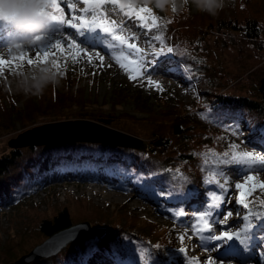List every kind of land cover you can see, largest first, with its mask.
Wrapping results in <instances>:
<instances>
[{"label":"rangeland","instance_id":"rangeland-1","mask_svg":"<svg viewBox=\"0 0 264 264\" xmlns=\"http://www.w3.org/2000/svg\"><path fill=\"white\" fill-rule=\"evenodd\" d=\"M233 1L227 0L226 5H229ZM120 2L131 3L134 9L144 6L150 7L152 14L157 16H162L166 11L184 6L189 7L192 12L199 11L192 0H120ZM69 5H72V7L69 8ZM62 7L69 13L73 10L77 14V17L86 14L83 10V0H62ZM106 7L113 9L110 14L118 23L122 22L123 28L121 31L123 34L129 39H134L140 47L148 52V56L151 57L152 53L145 41H151L152 46L158 47L159 42H155L154 39L158 34L159 28L154 25L152 29H148L147 23H150L149 19L144 23L139 22L134 11L132 15H129L120 8L119 4L111 5L109 3ZM47 31L48 29L45 32ZM6 32L3 33V37L6 40L11 39L10 35H8L9 31ZM51 34L56 35V33ZM75 34L77 36H73V38L83 47L89 48L91 51L90 46H96L95 50L100 51L101 55L105 57L103 62L94 55L89 60L88 56L83 53L75 61L71 59V56L60 53L54 57H50L45 64L36 63L29 65L26 59L24 61L17 60L15 63L5 66L0 71V85L14 90V93L18 96V92L24 91L19 86L22 76L27 74L29 70H35L40 66H49L52 69V60H57L60 64V71L68 70L73 74H77L80 78L76 75L74 77H77L83 86V104L76 108L65 110L63 115L68 116V119L65 120L86 119L94 121V119L89 118L97 116L102 118L106 117L110 121H113L111 126H108L109 128L138 137L146 143L150 139V134L147 131H143V128L139 127L140 124H137L143 121V118H151L145 122H148V124H154L156 122L159 124L160 130H168L166 118L169 120L175 119V116L170 114V112H167L166 118L164 116V118L158 120L155 118L157 115L140 112L132 100L133 97L127 99L122 95L121 101H116L117 98L114 97V92L119 87H124L128 89L129 96L141 91L144 97H149L151 112H162L160 110L162 106V109H168L159 101L164 98L165 101L167 98H171V103L179 104L177 105L179 106V110L176 111L179 116L183 113L181 112V108H187L188 110L183 114L184 118H195L199 123L215 129V135L211 136L204 143L207 145L209 142L216 140V143L220 144V148L207 145L205 149L201 150L202 156L212 153L211 157H213L214 154L220 153L225 147L229 148L232 141L240 145V150H244L245 148L250 149L249 140L247 139H251L252 137L248 133L247 124L243 122L237 125L226 122L216 123L205 112L196 114L197 111L195 109L197 104L200 105V103L195 94L198 88L206 89L200 79L194 80L191 87H189L190 84L186 82L185 78L181 76L171 77L162 72L157 67V62L146 65L144 68L145 76L130 79L129 73L120 67L116 59L121 51V46L118 41L112 39L110 34L101 33L98 30L92 33L85 32L83 35L77 32ZM61 39L66 41V38L63 36H61ZM18 40L22 42L19 45H16V42H13V40L10 41L11 43H8V47L11 49L9 53L0 46V56H3L5 59H13L18 56L20 51L25 50L27 51V55L34 59V46L40 42L32 39L33 43L27 44L22 37H19ZM97 41L98 43H96ZM53 51L55 50L53 49ZM202 54L206 60L211 62V75L217 77L220 89L239 81L240 83L230 90L231 93L252 96L258 95L259 81L264 76V60L262 56L254 54L253 51L245 47H228L226 49L210 47L203 51ZM157 59L156 57L155 60L157 61ZM166 59H172L170 54L160 57L161 61ZM52 70L55 71V69ZM148 76L152 77L153 80L159 81L163 90H158L155 85L149 84ZM33 77H35V74H31L29 79H33ZM243 77L245 79L247 78V80L240 81ZM3 92L0 91V109L2 108L1 101H5L7 107L10 105L9 99L1 100V94ZM14 100L17 106L22 107L20 97ZM80 115L83 117H73ZM122 117L123 121L120 119ZM56 121L64 120L59 119ZM38 124L42 125L40 122ZM23 125V122H17L12 126V131L0 130V154L7 151L9 139L27 129H24ZM156 126L158 127L157 124ZM236 128H239V133L235 131ZM225 134L228 136H225ZM184 145L185 143L181 142L177 149H181ZM208 163H210L211 169L213 170L205 176L202 182L193 181V187L186 185L177 186L174 184L173 189L177 190L176 193H178L176 195L177 198L174 199L175 202L172 200H164L157 194L153 198H149L145 192L133 186L137 183L141 185L144 179L151 177L153 174L151 176L147 175V177L144 176L143 178L141 175H136L130 179H125L126 175H123L122 179V177L116 174L95 172L82 165L76 168L74 167L70 172H60L59 168L56 167L57 169L53 168L48 173H42L41 176L33 167H28L26 170L20 169L22 168L20 167L18 169L20 172L13 174V177L16 178L19 184L17 187L19 192L13 194L17 197V200L12 202L8 199H0V254L10 243L11 246H17L21 245L25 239L26 241L32 239L39 241L43 235L36 231L38 223L40 224L44 221L46 224H53L55 220L53 216L62 205L71 202L72 204L83 203L82 205L86 207L84 205L86 202L89 205H97L103 212H107V215L102 213L90 220H83L90 222L92 234L103 236L108 231H113L110 228L113 227L116 232L114 239L120 244L115 255L116 258L112 257L111 259V257H108V260L111 259V262L102 261L100 264H121L118 259L122 260L124 257H127L128 251L132 258L133 254H136V259L129 258L132 264H153V259L149 256L148 252L144 251L145 249H150L154 253L156 260H167L168 264H186V261L207 264V261L203 262L205 256L198 257L196 255V253H203L204 249L198 247L201 241L197 235L191 232L190 221L196 219L194 213L197 210H201L202 206H206L209 191H222L214 183H205V180H211V173L215 170L211 162ZM208 167H210L209 164ZM227 167L230 173L229 188L227 192H224L225 201L219 210L220 215L217 217L218 220L222 219L223 214L229 210H233L234 212L236 210H240L241 212L245 211L243 205L236 202V195L239 190L235 188L236 180L240 179L242 181L243 179L242 175L239 174L243 171V168L237 165H229ZM196 175L193 174L192 176L195 178ZM88 178L90 180H87ZM92 179L95 180L92 181ZM258 179H264V172L261 173ZM97 181L100 184L109 186L110 190L115 193L122 194V200H117L116 202L109 199L105 200L97 193H92L87 188V185ZM145 186L150 189L154 188V185L150 183L145 184ZM169 189L172 190V186ZM30 190L33 191L29 193L28 191ZM205 192L207 195H204ZM245 199L250 203V209L247 211L255 212L256 209L264 207L260 205V200L264 199V191L260 189H256L250 195H247ZM191 204L194 205V208L190 206ZM176 210L182 212L180 217L174 216ZM72 213L73 217H77V211L74 210ZM105 218L109 221L107 222L108 224H105L104 228H96V225L102 223L101 221ZM110 221H114L112 225ZM241 221L242 216L233 215L229 217L228 226L231 227L233 224L240 225L243 223ZM185 225L189 226L187 232L185 231ZM214 227L219 229L225 227V225L216 224ZM179 234H184L183 240L180 239ZM209 234L212 233L210 231L204 233L205 236ZM214 242L204 241L203 243L204 245H211ZM251 244L255 245L247 251L242 246L238 247L244 253H247L251 249L253 250L254 263L252 264H264V240L261 239L259 233H257ZM69 245L72 244L70 243ZM182 247L185 248V252L183 253L180 251ZM194 247L197 250L193 251L192 249H195ZM16 249L21 251L19 247H16ZM216 249L214 247L212 249L213 252H216ZM213 257L217 259L223 258L214 253ZM149 259L152 260V263ZM94 260H90L88 264H97ZM34 261L29 264H34ZM0 264L3 263L0 261Z\"/></svg>","mask_w":264,"mask_h":264},{"label":"trees","instance_id":"trees-1","mask_svg":"<svg viewBox=\"0 0 264 264\" xmlns=\"http://www.w3.org/2000/svg\"><path fill=\"white\" fill-rule=\"evenodd\" d=\"M155 16L158 20L155 25L159 28L158 34H162L167 45L176 49L175 54H170L172 59L161 61L160 57H157V67L168 76L185 78L190 85L194 80L200 79L206 89H197L195 96L200 105L197 104L196 114L205 112L216 123L226 122L237 125L243 122L247 124L248 133L252 137L247 139L249 147L254 146L258 150H264V143H258L254 139L253 131H258L260 126L264 125V101L261 99L260 93L257 92L258 95L255 96L231 93L230 90L239 84V81L220 89L217 77L211 75V62L206 60L202 54L210 47L220 49L245 47L253 51L254 54L262 56L264 60V0H234L216 15H210L202 10L192 12L189 7L184 6L166 11L162 16ZM149 21L151 23L150 19ZM60 72L63 75L59 72L56 73L57 82L48 83L39 94L20 91L16 96L14 90L0 85V91H4L1 94V100H10L9 107L6 106L5 101H1L0 130L12 131V126L17 122H23L25 129L39 125V122L43 124L59 119H68V116L63 115V112L83 104V86L77 74L68 70ZM75 75L78 78L74 77ZM246 80L247 78L243 77L240 81ZM122 95L127 99L133 97L132 100L140 112L157 115L155 118L158 120L164 116L166 118L167 112H170L175 116V119L166 118L168 130L164 131L159 129V124L156 122L154 124L145 122L151 118H143V121L139 123L135 121L140 124L139 127L143 128V131L150 134L147 148L144 150L86 142L22 148L8 146L7 151L0 154V199H8L12 202L17 200L13 194L19 192L17 189L19 184L13 174L19 173L20 167L23 170L33 167L41 176L42 173H48L53 168H59L60 172H70L74 167L82 165L95 172L116 174L122 179L123 175H126L125 179H130L136 175H141L142 178L147 177L148 173H152L153 175L144 179L141 185L137 183L133 186L141 189L149 198H153L157 194L167 201H174L177 198L178 193L173 189L174 184L193 187V181L202 182L213 169L208 163L212 160V153L202 156L201 150L205 149L207 145L220 148V144L216 143V140L207 145L204 143L215 135L216 130L199 123L195 118H184L183 114L188 110L187 108H181L183 113L179 116L176 112L179 110V106H177L179 104L171 103V98L159 101L168 109H162V106L160 108L162 112L158 113L151 112L150 99L144 97L141 91L129 96L128 89L119 87L114 92L116 101H121ZM17 97H20L22 107L17 106L14 100ZM73 117L82 118L83 116ZM123 117L125 118V116ZM123 117L120 118L121 121H123ZM89 119H94L95 122L107 127L111 126L113 122L106 117L97 116ZM225 136L228 135L225 134ZM181 142L185 145L181 149H177ZM227 149L229 148L225 147L220 153ZM193 174H197L195 178L192 176ZM148 183L153 184L154 188L146 187L145 184ZM170 186H172V190L169 189ZM31 189L34 190L33 187ZM204 195L207 193L205 192ZM82 204L70 202L62 205L53 216L55 219L53 224H46L44 221L38 223L36 231L43 235L39 241L34 239L26 241L25 239L21 245H15L21 251L17 250L15 246H11L10 243L0 254L1 263L12 264L16 258L28 252L35 244L54 231L75 222L90 220L99 214L107 213L97 205H89L85 202L86 207H84ZM190 206L194 208V205ZM74 210L77 211V217L72 216ZM114 221H110V224L112 225ZM101 222L96 225V228H104L109 221L105 218ZM110 228L113 231H108V234L103 236L91 234L88 239L72 242V245L68 244L51 257L35 260L34 264H86L87 258L95 259V263L102 259L111 262L112 257L116 258L115 255L120 244L114 239L116 237L114 228ZM135 256L134 253L132 258L128 251L127 257L122 259L123 262L117 259L121 264H132V261L129 260L136 259ZM108 257L111 259L108 260ZM137 260L139 259L137 258ZM150 261L152 263V260Z\"/></svg>","mask_w":264,"mask_h":264},{"label":"snow or ice","instance_id":"snow-or-ice-1","mask_svg":"<svg viewBox=\"0 0 264 264\" xmlns=\"http://www.w3.org/2000/svg\"><path fill=\"white\" fill-rule=\"evenodd\" d=\"M35 3L38 5L35 9V15L44 17L48 24L47 32L40 33L32 38L34 41L40 42L34 46L35 58L29 57L25 50L20 51L18 56L13 59H5L3 56H0V71L17 60L24 61L26 59L29 65L36 63L45 64L50 57H54L58 53L71 56L73 61L81 53L88 56L89 60L94 55L103 62L105 57L101 55L100 51H96L94 46H90V51L89 48L83 47L66 31L58 32L65 25L75 29L80 35L97 30L104 34H110L112 39L118 41L121 46V51L116 59L120 67L129 73L130 79L145 76L144 68L149 63H155L156 57H163L175 54L176 52L174 47L165 43L162 34H157L155 40L159 42L158 47L152 46L151 41H145L152 53V56L149 57L148 52L140 47L134 39H129L123 34L121 31L123 28L122 22L118 23L111 16L110 13L113 9L106 7V5L109 3L111 5L119 4L120 8L129 15H132L134 11L135 16L141 23L150 19L151 23H147V28L152 29L158 23V20L152 14L150 7L144 6L134 9L131 3H121L120 0H83V10L86 14L79 15L78 17L73 16V18L69 19L66 17V11L62 7L61 0H35ZM71 7L72 5H69V8ZM51 33H56V35H52ZM145 34L147 35V33ZM61 36L65 37L66 41L61 39ZM52 69H55V73L59 72V74L63 75L60 72V64L57 60H52ZM147 79L149 84L155 85L158 90H163L159 81L153 80L150 76ZM235 131L239 133L240 130L236 128ZM253 131L254 139L258 143H264V125H261L258 131ZM211 164L215 170L211 173V180H205V183H214L222 191H209L206 206H202L201 210H197L194 213L196 219L190 221L191 232L200 238L201 247L204 246V241H215L213 246L224 253L223 260L217 259L214 261L213 257L209 256L207 264H234V259L240 254V247L238 246H242L247 251L252 246L251 242L257 233L264 240V207L256 209L255 212L247 211L250 209V203L245 199L247 195H250L256 189L264 191V179H258L261 173L264 172V150H258L254 146H250V149L245 148L244 150H240V145L232 141L229 149L223 153L213 155ZM229 165H237L243 168V171L239 173L243 179L242 181L240 179L236 180L235 188L239 190L236 195V202L243 205L245 211L236 210L234 212L233 210H229L223 214L222 219L218 220L217 217L220 215L219 210L225 201L224 192H227L229 188L230 173L227 167ZM147 175L151 176L152 173H148ZM161 194L164 195V193ZM260 205L264 206V199L260 200ZM181 215L182 212L180 210L174 212L175 217H180ZM233 215L242 216L243 223L240 225L233 224L229 227V217ZM216 224L225 225V227L217 229L214 227ZM188 230L189 226L185 225V231L187 232ZM206 231H210L212 234L205 236L204 233ZM179 235L180 239L183 240L184 234ZM144 251L148 252L149 256L153 259V264H168L167 260H156L154 253L150 249H145ZM180 251L182 253L185 252V248L182 247ZM186 264H197V262L186 261ZM248 264H252L251 260L248 261Z\"/></svg>","mask_w":264,"mask_h":264},{"label":"water","instance_id":"water-1","mask_svg":"<svg viewBox=\"0 0 264 264\" xmlns=\"http://www.w3.org/2000/svg\"><path fill=\"white\" fill-rule=\"evenodd\" d=\"M258 92L264 101V76L260 78ZM70 142L100 143L138 150L147 148V143L138 137L86 119L48 122L27 128L9 139L8 146L22 148ZM91 234L92 226L89 221L65 226L52 232L28 252L16 258L12 264H29L37 259L51 257L72 242L88 239Z\"/></svg>","mask_w":264,"mask_h":264},{"label":"clouds","instance_id":"clouds-1","mask_svg":"<svg viewBox=\"0 0 264 264\" xmlns=\"http://www.w3.org/2000/svg\"><path fill=\"white\" fill-rule=\"evenodd\" d=\"M192 2L199 10L216 15L226 6L227 0H192ZM37 7L35 0H0V26L5 30L11 29L13 35L22 37L25 43H33L34 36L48 29L45 18L35 15ZM31 74H35V79H29ZM50 82H57L56 73L49 66H40L22 76L19 86L26 92L39 94Z\"/></svg>","mask_w":264,"mask_h":264},{"label":"bare ground","instance_id":"bare-ground-1","mask_svg":"<svg viewBox=\"0 0 264 264\" xmlns=\"http://www.w3.org/2000/svg\"><path fill=\"white\" fill-rule=\"evenodd\" d=\"M61 4H62V0H61ZM73 16H77V14L72 10V12H68L66 11V17L71 19L73 18ZM6 31H9V34L10 35V38L13 40V42H16V45H19V43H22L21 41L18 40V38L20 36H17V35H13L12 33V30L11 29H7L5 30L2 26H0V46H2V48H4V50L6 52H11V49L10 47H8V43H11L10 41H12L11 39L9 40H6L4 37H3V33L6 32ZM59 31H66L68 34L72 35V36H77V34H75L76 30L71 28L70 26H67L65 25L63 29H60L58 30ZM84 42V41H83ZM98 43V41L96 42ZM96 47V46H95ZM61 179V178H60ZM87 180H90V178H88ZM95 180V179H92V181ZM87 188L92 192V193H97L98 195L101 196V198L107 200H112L114 202H116L117 200H122L123 196L122 194H118V193H115L114 191L110 190L109 186L107 185H104V184H100V182H91V184H88L87 185ZM215 244V242H214ZM214 244H211V245H204L203 247H201V243H199L198 247L200 248H203L204 249V252L203 253H196V255H198V257L200 256H205V259H203V262H206L207 261V258L209 256L213 257V253L215 255H220V257L222 256L223 258H220L219 260H223L224 259V253L221 252L220 250H215L216 252H213V248H214ZM255 244H253L251 247H253ZM195 249H192L193 251L194 250H197L196 247H194ZM205 249H208V250H205ZM252 249L250 251H248L247 253H244V251L242 249H240V254L234 259V264H248V261L251 260L252 263H254V256L252 254ZM90 260H94L92 258H87L86 259V264H88V262ZM213 260H217L216 257H213ZM102 261H106V259H102V260H98L97 263L100 264ZM123 262V260H120Z\"/></svg>","mask_w":264,"mask_h":264}]
</instances>
